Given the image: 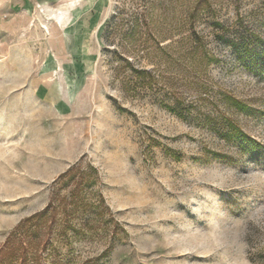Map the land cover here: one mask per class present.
I'll use <instances>...</instances> for the list:
<instances>
[{
    "label": "rangeland",
    "instance_id": "obj_1",
    "mask_svg": "<svg viewBox=\"0 0 264 264\" xmlns=\"http://www.w3.org/2000/svg\"><path fill=\"white\" fill-rule=\"evenodd\" d=\"M0 264H264V0H0Z\"/></svg>",
    "mask_w": 264,
    "mask_h": 264
},
{
    "label": "trees",
    "instance_id": "obj_2",
    "mask_svg": "<svg viewBox=\"0 0 264 264\" xmlns=\"http://www.w3.org/2000/svg\"><path fill=\"white\" fill-rule=\"evenodd\" d=\"M47 211H48V209L47 208H45V209H43L41 212H39V213H36V214H34L33 216H31V217H29L26 221L27 222H32L33 220V225H32V223H30L29 224V226H26L25 225V222L26 221H24L23 222V224H21L22 226H21V228H22V230H23V228H27V227H30L29 229H27V230H23L24 232H25V234L28 232V231H30L31 232V230L33 229V228H39L40 229V227H41V225L42 224H40L44 219H45V216H46V214H47ZM31 227H33V228H31ZM35 232V236H38V231H37V229L34 231Z\"/></svg>",
    "mask_w": 264,
    "mask_h": 264
}]
</instances>
